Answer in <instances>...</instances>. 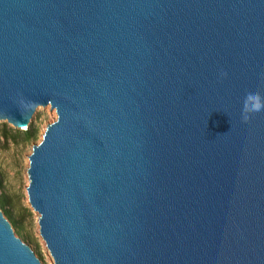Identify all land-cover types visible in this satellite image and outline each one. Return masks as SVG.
Wrapping results in <instances>:
<instances>
[{
	"label": "water",
	"instance_id": "95a60500",
	"mask_svg": "<svg viewBox=\"0 0 264 264\" xmlns=\"http://www.w3.org/2000/svg\"><path fill=\"white\" fill-rule=\"evenodd\" d=\"M41 106L55 264H264V0H0V121ZM0 264H43L1 209Z\"/></svg>",
	"mask_w": 264,
	"mask_h": 264
},
{
	"label": "rangeland",
	"instance_id": "374dc122",
	"mask_svg": "<svg viewBox=\"0 0 264 264\" xmlns=\"http://www.w3.org/2000/svg\"><path fill=\"white\" fill-rule=\"evenodd\" d=\"M57 119L56 110H53L51 106H41L37 109L31 123L33 127L38 128L37 140L26 142L23 134L18 135L17 140L0 137L2 192L11 198L14 215L22 222V228L19 231L18 228L12 225L17 236L31 246L43 264H55V260L40 235L39 214L32 209L29 203L27 191L30 184L28 174L29 157L33 153L34 145L39 144L43 140L48 126ZM3 124H8L9 128L20 130L4 121H0V130H2L1 126ZM27 208L31 210V215L26 211Z\"/></svg>",
	"mask_w": 264,
	"mask_h": 264
},
{
	"label": "trees",
	"instance_id": "16d2710c",
	"mask_svg": "<svg viewBox=\"0 0 264 264\" xmlns=\"http://www.w3.org/2000/svg\"><path fill=\"white\" fill-rule=\"evenodd\" d=\"M1 127L2 130H0V137H3L5 139L11 138L12 140H17V136L22 134L24 135L26 142L34 141L38 138V128L33 127L32 124L26 130H15L13 128H9L8 124H3ZM2 187L3 182L0 175V208L4 211L5 216L9 218L14 227L18 228V230L20 231L22 228V222L15 217L12 209L11 198L7 195H4V193L2 192ZM26 211L30 215L32 214L30 209L27 208Z\"/></svg>",
	"mask_w": 264,
	"mask_h": 264
},
{
	"label": "bare ground",
	"instance_id": "6f19581e",
	"mask_svg": "<svg viewBox=\"0 0 264 264\" xmlns=\"http://www.w3.org/2000/svg\"><path fill=\"white\" fill-rule=\"evenodd\" d=\"M26 130V129H25Z\"/></svg>",
	"mask_w": 264,
	"mask_h": 264
}]
</instances>
